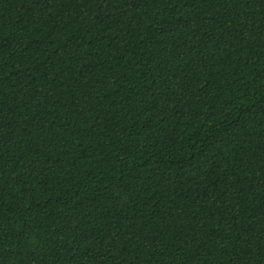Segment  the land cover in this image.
<instances>
[{
    "label": "trees",
    "instance_id": "1",
    "mask_svg": "<svg viewBox=\"0 0 264 264\" xmlns=\"http://www.w3.org/2000/svg\"><path fill=\"white\" fill-rule=\"evenodd\" d=\"M0 264H264V0H0Z\"/></svg>",
    "mask_w": 264,
    "mask_h": 264
}]
</instances>
